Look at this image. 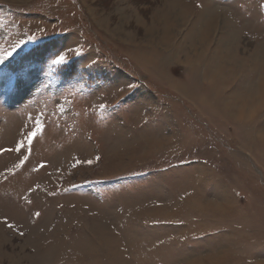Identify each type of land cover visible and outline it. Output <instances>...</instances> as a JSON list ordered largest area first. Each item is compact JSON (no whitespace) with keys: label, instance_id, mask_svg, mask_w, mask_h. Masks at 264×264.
I'll return each mask as SVG.
<instances>
[{"label":"rangeland","instance_id":"374dc122","mask_svg":"<svg viewBox=\"0 0 264 264\" xmlns=\"http://www.w3.org/2000/svg\"><path fill=\"white\" fill-rule=\"evenodd\" d=\"M17 43L0 264H264V0H0Z\"/></svg>","mask_w":264,"mask_h":264},{"label":"snow or ice","instance_id":"6c2138e0","mask_svg":"<svg viewBox=\"0 0 264 264\" xmlns=\"http://www.w3.org/2000/svg\"><path fill=\"white\" fill-rule=\"evenodd\" d=\"M20 47V43H17L16 45L12 46L9 49L0 51V65H5L9 62L10 58H13V54L16 53L17 49ZM74 51V50H71ZM67 62L66 60V54H61L57 58H55L52 63L55 65H64ZM101 107H104L103 105ZM38 125H40V122L37 120L36 122ZM42 130V126L37 127L36 131H33L28 136V142L31 144L33 138L37 136V134ZM24 144L23 142L20 143V148H23ZM26 159V158H25ZM23 163V161L21 162Z\"/></svg>","mask_w":264,"mask_h":264}]
</instances>
